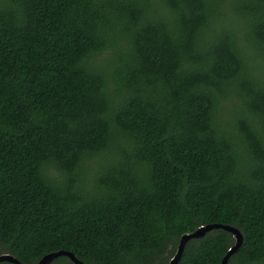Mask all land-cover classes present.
Returning a JSON list of instances; mask_svg holds the SVG:
<instances>
[{
  "label": "trees",
  "instance_id": "trees-1",
  "mask_svg": "<svg viewBox=\"0 0 264 264\" xmlns=\"http://www.w3.org/2000/svg\"><path fill=\"white\" fill-rule=\"evenodd\" d=\"M211 224L264 264V0H0V255L170 264Z\"/></svg>",
  "mask_w": 264,
  "mask_h": 264
},
{
  "label": "water",
  "instance_id": "water-1",
  "mask_svg": "<svg viewBox=\"0 0 264 264\" xmlns=\"http://www.w3.org/2000/svg\"><path fill=\"white\" fill-rule=\"evenodd\" d=\"M217 229H223L226 230L234 235V238L236 239V244L233 248L230 249L228 254L225 256V258L222 261V264H228L230 257L238 251V249L241 247L243 243V235L241 232L234 227L230 226H224L220 224H211L206 227H202L198 229L196 232L191 233V234H185L182 236L180 243L178 245V250L175 255V257L171 260L170 264H178L179 261L182 258V255L184 253L185 247L188 244L189 241L193 239H200L204 236L207 235V233L212 232ZM60 257H68L74 264H84L80 260L76 258V256L68 251H59V252H54L51 254L46 255L43 257L38 264H51L54 260L60 258ZM2 262H9L12 264H23L20 261H18L14 256L11 254H2L0 255V263Z\"/></svg>",
  "mask_w": 264,
  "mask_h": 264
}]
</instances>
